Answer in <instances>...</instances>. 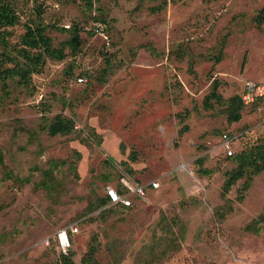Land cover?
<instances>
[{"label": "rangeland", "instance_id": "1", "mask_svg": "<svg viewBox=\"0 0 264 264\" xmlns=\"http://www.w3.org/2000/svg\"><path fill=\"white\" fill-rule=\"evenodd\" d=\"M0 5V264H264V170L224 193L240 164L221 146L246 131L234 155L264 152V100L238 101L264 83V0ZM121 179L146 200L108 203ZM74 222L64 259L50 236Z\"/></svg>", "mask_w": 264, "mask_h": 264}, {"label": "built area", "instance_id": "2", "mask_svg": "<svg viewBox=\"0 0 264 264\" xmlns=\"http://www.w3.org/2000/svg\"><path fill=\"white\" fill-rule=\"evenodd\" d=\"M78 81L82 83L86 81L85 78H78ZM241 100L244 105H250L257 100L264 98V83L254 81H244L241 90ZM247 132H241L236 136H229L223 134L221 136V146L225 152V156H232V145L239 138L246 135ZM121 189L118 186L107 187L105 190V196L108 198L109 203L113 205H119L122 208L133 207L132 198H136L140 201L146 200V187L144 185H138L131 183L125 179H121L119 182ZM152 188L156 189L158 185L154 182L150 184ZM79 230L77 223H71L66 227L60 228L52 236H50L54 247L58 250V254L67 255L73 248V238L78 235ZM49 237L43 240V245L49 247Z\"/></svg>", "mask_w": 264, "mask_h": 264}, {"label": "trees", "instance_id": "3", "mask_svg": "<svg viewBox=\"0 0 264 264\" xmlns=\"http://www.w3.org/2000/svg\"><path fill=\"white\" fill-rule=\"evenodd\" d=\"M14 20H15V18L12 15V12L9 9V7L6 5H0V26L1 25H7V26L12 25L14 23ZM256 21L260 24L264 23V7L258 12V15L256 17ZM27 37L28 38L25 40V44L30 48H37L39 46L47 45V40L45 38H43L40 30H36L35 34H32L30 31H28ZM79 78H83V77H79ZM262 100H264V98L257 100L250 105H254V104H256ZM238 101L240 102V104L244 105L242 103V100H241V94H239V96H238ZM240 118H241L240 115L236 114L232 118V121L238 122L240 120ZM71 129H72V125H71L70 121L58 118L49 127V134L52 136H55V135L60 134V133L69 132V131H71ZM242 132H244V131H242ZM227 135L230 136L231 134H227ZM250 151L249 152L245 151V152H242V153L237 154V155H234V153H233L232 156L227 157V158H233L234 160H236V162L240 164L239 165L240 168H239V171L237 172L238 175L232 176L227 181V183L225 185L224 193H226L228 191L230 186L236 180H238L240 177H242L243 167L253 168L254 174L259 173L262 170H264V152L261 154L260 148L255 150L254 152L253 151L250 152ZM116 186L119 187V190L121 189V186L119 185V183ZM105 198H106V201L109 203L108 198L106 196H105ZM71 251H72V249L68 252L67 255H63V254H58V255H60L64 259H67L70 255Z\"/></svg>", "mask_w": 264, "mask_h": 264}]
</instances>
